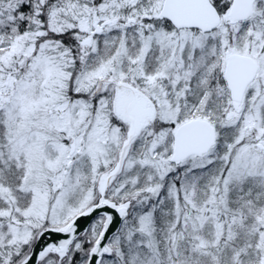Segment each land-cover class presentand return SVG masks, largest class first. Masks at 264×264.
<instances>
[{
    "label": "snow or ice",
    "instance_id": "1",
    "mask_svg": "<svg viewBox=\"0 0 264 264\" xmlns=\"http://www.w3.org/2000/svg\"><path fill=\"white\" fill-rule=\"evenodd\" d=\"M0 264H264V0H0Z\"/></svg>",
    "mask_w": 264,
    "mask_h": 264
}]
</instances>
